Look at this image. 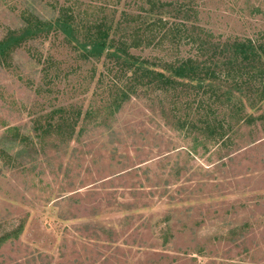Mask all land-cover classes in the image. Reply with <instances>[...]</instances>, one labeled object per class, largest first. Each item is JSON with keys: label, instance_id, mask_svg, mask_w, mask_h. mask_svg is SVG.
Masks as SVG:
<instances>
[{"label": "rangeland", "instance_id": "374dc122", "mask_svg": "<svg viewBox=\"0 0 264 264\" xmlns=\"http://www.w3.org/2000/svg\"><path fill=\"white\" fill-rule=\"evenodd\" d=\"M64 13L159 70L198 36L264 43V0H0V41ZM124 68L61 31L0 64V264H264L259 69L212 91Z\"/></svg>", "mask_w": 264, "mask_h": 264}, {"label": "trees", "instance_id": "16d2710c", "mask_svg": "<svg viewBox=\"0 0 264 264\" xmlns=\"http://www.w3.org/2000/svg\"><path fill=\"white\" fill-rule=\"evenodd\" d=\"M74 24V20L67 13L61 14L54 21H44L37 17L27 19L25 27L11 31L0 41V64L6 63L14 50L27 41L49 34L52 31H61L70 42L77 43L82 49L84 59L98 60L106 55L113 60H117L123 64L127 72H132L131 80L137 85L155 83L167 89L181 85V83H190L196 84L198 89L209 88L215 91V87H217L215 83L220 80L217 75L220 69V72H227V78H233L232 73L237 69L241 73H245L247 70V74L252 73V70L259 69L254 77H264V69L260 68L264 66V43L256 44L252 40H248L220 45L198 36L192 38L200 53L197 59L184 60L177 64L167 63L159 70L154 63L136 58L126 48L115 45L111 39L112 27L107 25L95 26L87 29L82 34L81 29ZM206 54H209L211 58L206 57L205 60H202V55L205 56ZM215 57H218V60L214 61ZM262 84L260 91L261 100L264 103V80ZM239 85L234 84L229 88L230 90L226 93L230 98L229 100L232 99V92L241 89L239 87L242 86ZM132 86L133 88L136 87ZM130 96L128 90H122L118 103L115 102L117 108H120L121 104L128 100ZM252 118L250 116L249 120H252Z\"/></svg>", "mask_w": 264, "mask_h": 264}]
</instances>
